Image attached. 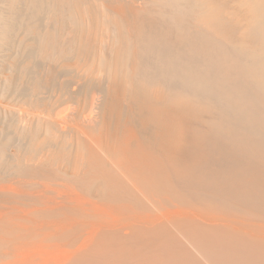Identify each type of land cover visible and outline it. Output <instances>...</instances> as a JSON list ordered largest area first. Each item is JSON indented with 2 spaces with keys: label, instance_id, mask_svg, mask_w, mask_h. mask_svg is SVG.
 Returning <instances> with one entry per match:
<instances>
[{
  "label": "bare ground",
  "instance_id": "6f19581e",
  "mask_svg": "<svg viewBox=\"0 0 264 264\" xmlns=\"http://www.w3.org/2000/svg\"><path fill=\"white\" fill-rule=\"evenodd\" d=\"M234 1L0 0V264H264V0Z\"/></svg>",
  "mask_w": 264,
  "mask_h": 264
},
{
  "label": "rangeland",
  "instance_id": "374dc122",
  "mask_svg": "<svg viewBox=\"0 0 264 264\" xmlns=\"http://www.w3.org/2000/svg\"><path fill=\"white\" fill-rule=\"evenodd\" d=\"M105 1V3L107 4V5H109V6H116V5H118L119 3H121V1L120 0H104ZM226 2H227V4H226V12L228 11L229 13H226V17L228 18V19H234V18H236V19H234V20H239V12L238 11H236L235 9H234V7H235V1L234 0H225ZM229 4V5H228ZM231 4V5H230ZM234 4V5H233ZM229 6V7H228ZM233 6V7H232ZM228 8V9H227ZM232 8L236 11V14H235V11H233L232 10ZM236 8V7H235ZM238 12V13H237ZM237 14H239V15H237ZM101 26H97V27H95L96 29H95V31L96 32H98V30H100L101 31V28H100ZM99 31V32H100ZM238 33V32H237Z\"/></svg>",
  "mask_w": 264,
  "mask_h": 264
}]
</instances>
